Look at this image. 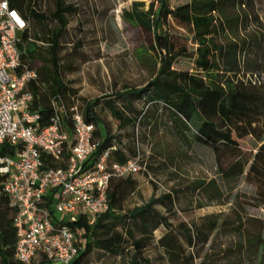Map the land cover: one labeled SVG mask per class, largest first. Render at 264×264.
<instances>
[{"label":"trees","instance_id":"trees-1","mask_svg":"<svg viewBox=\"0 0 264 264\" xmlns=\"http://www.w3.org/2000/svg\"><path fill=\"white\" fill-rule=\"evenodd\" d=\"M7 1L27 25L20 46L21 60L37 73L36 81L27 90L33 97L32 111H39L41 116L39 126L46 127L54 116L52 99L61 98L67 108L76 103V95L62 83L59 58L68 16L76 9L64 0H48L51 7L46 12L41 8L45 0ZM239 5L238 0H189L171 9L169 0H155L147 10L142 3H133L130 10L123 12V20L137 29L148 44L147 51L155 57L157 73L144 89L107 95L85 104L82 113L86 122L94 126L93 140L99 143L90 162L111 148H114L111 164L123 166L138 158L140 161L134 128L146 126L153 130L163 118L162 127L171 130L179 140L191 141L213 153L222 179L237 180L244 174L246 179H251L256 187L255 200L264 204V81L246 78L243 73L247 69L252 75H260L256 61L240 63L241 53L248 51L247 43L216 41L220 32L237 33V28H233L238 22L234 9ZM169 20L191 35L195 45L189 55L194 65L192 72L173 69L187 53L185 49L176 50L171 41L166 31ZM40 44H45L46 49L39 47ZM134 103L143 107L138 111ZM100 104L119 131L131 130L127 144L120 137L111 136L105 128L104 134L98 129L102 124L96 113ZM66 122L70 127V122ZM247 138L261 145L250 159L243 156L240 146V141ZM18 148L2 145L0 157H14ZM42 158L45 168L65 166L63 161L54 163L45 155ZM63 158L65 161L67 155ZM3 182L0 175V263L20 264L14 259V211L9 198L1 192ZM198 187L205 190L207 185L198 183ZM137 188L133 177L112 178L106 195L108 212L98 217L93 226L87 225L86 218L68 224L75 237L84 240V244H78L82 247L73 264H84L95 250L120 255L128 246L134 251L129 264H149V259L138 256L153 242V234L159 229H163V234L156 246L166 264H196L197 260H200L198 264H216L208 260L207 252L203 253L205 248L210 249V238L218 230L216 216H208L200 224L174 226L170 222V216L175 214L173 194L152 197L142 207L125 211L124 204ZM211 196L216 200L220 193L213 191ZM50 199L51 196L48 204ZM157 206L168 215L158 212ZM245 222L233 228L237 246L219 249L215 254L219 264H264V221L249 218Z\"/></svg>","mask_w":264,"mask_h":264},{"label":"rangeland","instance_id":"rangeland-1","mask_svg":"<svg viewBox=\"0 0 264 264\" xmlns=\"http://www.w3.org/2000/svg\"><path fill=\"white\" fill-rule=\"evenodd\" d=\"M64 1L76 11L68 16L69 22L60 44L61 80L76 95L78 110L82 112L85 104L107 95L124 94L147 87L157 73L155 57L148 53V44L140 32L127 24L122 15L124 11L130 10L133 3H142L147 10L155 0ZM238 1L241 5L234 9L238 22L233 25L237 33L222 35L219 31L216 41L223 44L232 41L247 43L248 51L241 53L240 63L256 61L260 75H252L247 69L243 73H246V78L264 81V0ZM188 2L169 0V7L173 9ZM50 7L48 0L42 2L43 11L46 12ZM166 31L176 50L185 49L187 53L186 57L178 59L173 69L192 72L194 65L189 55H192L195 45L189 31L171 20L168 21ZM39 47L46 49L45 44ZM134 107L139 111L143 106L134 103ZM96 113L102 121L98 129L103 134L105 128L111 136L120 137L124 144L128 143L131 130L119 131L102 104ZM159 121L158 127L153 130L146 129V126H136L133 130L141 172L134 177L138 183L137 191L128 198L124 209L129 211L142 207L152 197L173 194L175 214L170 216V222L174 226L179 223L200 224L202 219L216 216L218 230L209 241L214 250L211 247L205 248L203 253L207 252L209 261L219 264L214 257L217 251L237 246L238 238L234 236L233 228L246 224L249 218L264 221V204L255 200L256 187L251 179H246L245 174L237 180L222 179L210 150L191 141L179 140L171 130L162 127L165 121L163 118ZM240 146L243 156L250 159L261 145L247 138L240 141ZM198 183H205L207 189L199 188ZM213 191L220 193L216 200L211 198L214 197L211 196ZM156 209L162 215H168L161 206ZM78 219L77 216H66L64 221L72 223ZM162 234L163 229L156 231L153 242L141 251L138 258L149 259V264H166L159 257L156 246ZM76 239L81 245L84 244V240L79 237ZM133 254L130 246L120 255L95 250L84 264H129ZM42 261L38 257L31 264H41ZM199 262L197 260L196 264Z\"/></svg>","mask_w":264,"mask_h":264},{"label":"built area","instance_id":"built-area-1","mask_svg":"<svg viewBox=\"0 0 264 264\" xmlns=\"http://www.w3.org/2000/svg\"><path fill=\"white\" fill-rule=\"evenodd\" d=\"M26 29L20 13L0 0V146L19 147L14 157H0L1 192L14 211V259L20 264L38 257L46 264H73L81 247L64 218H86L93 226L109 210V181L135 177L141 168L139 158L123 166L111 164L114 148L90 162L99 143L77 102L67 108L61 98L52 99L54 116L46 127L39 126L41 116L32 111L27 90L37 73L21 60ZM43 155L54 163L63 161L64 168H45Z\"/></svg>","mask_w":264,"mask_h":264},{"label":"snow or ice","instance_id":"snow-or-ice-1","mask_svg":"<svg viewBox=\"0 0 264 264\" xmlns=\"http://www.w3.org/2000/svg\"><path fill=\"white\" fill-rule=\"evenodd\" d=\"M13 15H15V13H13Z\"/></svg>","mask_w":264,"mask_h":264},{"label":"crops","instance_id":"crops-1","mask_svg":"<svg viewBox=\"0 0 264 264\" xmlns=\"http://www.w3.org/2000/svg\"><path fill=\"white\" fill-rule=\"evenodd\" d=\"M134 178V177H133Z\"/></svg>","mask_w":264,"mask_h":264}]
</instances>
